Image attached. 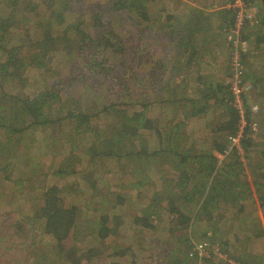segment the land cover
<instances>
[{
  "label": "trees",
  "instance_id": "trees-1",
  "mask_svg": "<svg viewBox=\"0 0 264 264\" xmlns=\"http://www.w3.org/2000/svg\"><path fill=\"white\" fill-rule=\"evenodd\" d=\"M88 1L71 0L70 5L78 12L77 5L87 6ZM157 1L92 0L96 12L92 18L78 17L79 24H87L97 34L95 41L89 40L101 57L96 56L97 64L89 69L77 63L84 57L87 32L73 23L64 24L65 17L58 20L38 12L25 22L19 15L21 0H0V162L6 156L5 146L18 143L21 147H14L15 157L8 152L9 161L0 169V187L4 191L10 184H21V179L16 182L18 178L10 179L4 172L11 164L18 167V158L24 165L31 157L25 167L29 177L21 175L30 189L19 188L23 195L18 196L36 206L30 207L31 217L42 220V237L49 238L45 245L49 251L34 264H140L132 247L111 242L118 240L119 230L128 222L131 228L155 237L156 243H171L168 254L156 248L150 254L152 240L142 241L138 252L149 259L148 264H196L192 248L203 242L217 246L227 260L238 264H264V250L252 251L253 245L264 242V82L258 71L257 80L252 79L255 71L251 70L256 65L259 71L264 68V0H250L256 9L238 34L239 41L254 45L250 57L242 54L246 63H242V83L250 78L262 100L256 113L251 108L244 112L247 124L253 120L251 114L257 118L255 137L247 128L240 142L246 167L253 170L250 177L257 200L244 179L240 148L232 149L223 165H218L215 155L224 154L227 138L236 134L241 118L230 91L231 57L220 73L211 63L217 42L237 36L232 0L214 2L218 10L213 13L189 6V10L175 9L173 15L163 10L161 26L153 21L157 12H150ZM125 10L152 23L162 34L156 44H164L166 50L165 56L148 57L142 63L143 74L137 80L130 78L128 69L130 57L138 56L139 61L141 56L133 48L127 50L124 42H115L102 20ZM64 90H75L78 99L63 95ZM58 145L63 152L56 158L53 151ZM67 152L81 162L80 170L74 162L68 163ZM109 172L119 179L128 175L130 180L122 186L111 184L120 193L111 202L102 194L99 208L92 210L98 220L82 222L77 204L67 202L65 189L67 196L92 199L102 193L107 184L103 175L108 177ZM139 175L143 180H137ZM76 177L86 184L83 190L70 189ZM145 187L152 192L149 201L141 204ZM132 190L136 192L133 200ZM29 192L33 194L27 197ZM123 205L136 208L131 221L126 213H112ZM13 221L16 230L23 229L19 217ZM75 235L100 243L111 241L99 252L94 246L75 250L67 246Z\"/></svg>",
  "mask_w": 264,
  "mask_h": 264
},
{
  "label": "rangeland",
  "instance_id": "rangeland-1",
  "mask_svg": "<svg viewBox=\"0 0 264 264\" xmlns=\"http://www.w3.org/2000/svg\"><path fill=\"white\" fill-rule=\"evenodd\" d=\"M97 1L105 3V1L107 0H97ZM218 1L220 2L224 0H218ZM218 1L217 0H158L156 6H154V9H152L150 12H153V13L157 12L158 14L157 18H155L157 21L156 20H153V21H155L156 24H160L161 26L162 25L161 22L164 20V17L166 15V13H162L163 10L169 13L167 15H173L174 10L177 8L182 9V10L187 8L189 10L190 6H194V8L201 9V11H204L206 13H213V11H216L217 7L212 6V4ZM178 3H183L186 6H181V4H178ZM70 4H71V0H21V3L19 5L20 9L19 8L18 9H19V15L26 20L25 22H28L29 20H31L29 16L32 17V16H37L38 13L39 14L44 13L46 16H52V17H55L56 19L58 18V20H63L65 17V19L63 20L65 21L64 24H67L69 22L73 23V26L75 28L77 27L87 32L88 35L84 38V43H85L84 57L78 58L77 63L82 68L87 67L90 69L91 66L97 64V61L95 59V57L97 56V47L95 45V48L92 49V42H90V40L95 41L96 39L95 35L97 34L92 33L91 27H87V24H84V25L79 24L78 17H85L84 19H88V18L91 19L93 14L96 12L92 9V0H89L88 4L86 3L87 6H85V4L83 6L82 4H78L77 7L80 9L78 12H77V8L74 9V5L73 4L70 5ZM252 4H253V11H254L256 9L255 4L254 3ZM253 11L250 12V14L248 13L246 16L249 15L250 17L253 14ZM66 12L68 13V15L69 14H73V15L67 16L65 15ZM102 20H103V23L107 24L108 28L112 30V32L114 33V36H112V38L115 42H121V43L124 42L127 45V50H131V48H133L135 51V54L141 56L139 61L136 58L138 56L130 57L131 64H129L130 68L128 70L131 73L129 76L130 78H133V80H137L139 78L138 74H143V70H142L143 64L142 63H147L148 57L153 60H156V59L161 58L162 56H165L166 50L164 49V44L162 45L161 43L159 45L156 44V40L162 39L161 38L162 34L158 30H156L155 27L152 26V23L146 22L143 20L141 21L139 17L133 15L128 10L114 14L112 17L106 20L105 19H102ZM121 21L126 22V24H122ZM146 25H149L151 29L148 30L146 28ZM24 26L26 27V23H24ZM161 32L164 33V30ZM73 36L74 34L71 37ZM230 38L232 39V42H229L228 40L229 37L222 38L221 43L217 42V46L214 49V52L212 55L213 58H211V63L215 67V69L216 68L218 69V71L219 69H223L220 66L221 64L220 62L222 63L224 62L225 65L227 66L229 57H231L232 54H234L235 52H238L240 54V57H241V54H243L244 57L246 56L247 58L250 57L251 54L253 53L252 51L253 46L251 44V41H250V44H247L242 41L240 42L239 36L238 37L234 36ZM8 43L10 42L8 41ZM227 45L230 48H227ZM98 56L101 57L100 55ZM252 60L253 58L251 59V61ZM242 63L246 64L243 61V59H242ZM251 70L255 71L252 79L257 80L259 76L258 77L256 76V71H257L256 66H254ZM136 71H139V73ZM170 73L171 72L169 71L167 73V76H169ZM261 73L263 74L261 81L264 82V72H261ZM25 79L29 81V76L26 74V72H25ZM247 79L248 80L246 81L245 86L249 88V92L248 94L243 95L246 98V102L242 98L243 96L240 99V104H242L243 106L242 108L244 112H245V109L249 111L251 107L253 106L257 107L259 106V102L260 104L262 102V100L256 96L258 91H255L254 88H252L251 79L250 78H247ZM117 80H120V79L118 78ZM145 82H148L147 78L145 79ZM152 83H156V82L153 81ZM124 86L126 87V84H124ZM261 88H264V84H262ZM262 91L264 90L262 89ZM62 94L65 96L72 95L73 97L78 99V95L75 90H70L69 92L64 90L62 91ZM202 117H205V115ZM250 117L253 119L254 122H258L257 118L253 117V114H251ZM195 128L197 129V127ZM251 137L254 138L255 137L254 134H252ZM17 146H19V149L21 148L18 143L10 144L8 147L5 146L7 152L4 153L6 154V156H5V159L3 160V163L0 162V169L3 166H6L4 165L6 161H9V158L7 156L9 151H12V155L14 154V157L17 155L16 149L14 150V147L17 148ZM52 148H55V147H52ZM62 152H63V149H61V147L58 145V147L55 148V150L53 151L54 153L53 156L58 158L59 156H61ZM240 153H239L240 162H242L243 166H245V171L247 174L246 178L244 179H246L248 182V188H249V191H251L250 194H252L253 197L255 196V200H257V195H258L256 191L257 188L254 187L252 183V178L250 177V174L253 172V170L246 167L247 161H246V157L244 156V152L241 150ZM67 155H68V152L65 155V158L70 160L68 163L73 164L74 162L77 166V170H80V168H82V164L81 162L77 163L73 160L75 159L73 157V152H70V154L68 156ZM227 156H224L222 160H219L218 165H223ZM30 160H31V157H30ZM30 160L29 158H27V160H25L24 165H21L22 159L18 158L16 160V162H18V167L17 165L15 166L10 163L13 167L12 166L7 167L6 171L4 172L10 179L18 178L16 182H18V180L21 179V184L17 183L16 186L14 184H10L7 187V189H5L4 191L0 187V264H34L35 260L37 259L39 260L38 256L41 255V253L46 254V252L49 251L46 248V246L49 244V238L45 236L43 238L41 234V230L43 227L42 220L36 219V217H31L32 214L29 211L31 210L30 207H33V209H35L36 206H33L31 201L28 199L20 200L19 198V196L23 195L21 194L22 190L18 191L19 188H22V187L26 188L22 192H26L28 190L27 188L30 189V187L25 183V181H23L24 178H21V175H23L26 178L29 177V174L27 173V169H25V167ZM54 164H55V161H54ZM54 164H53V167H55ZM47 169L48 168L46 167V170ZM103 176L104 178L105 177L107 178L106 179L107 184L102 186V193H99L100 195H97V194L92 195L93 196L92 199L86 200V197H82L81 195H78V194L75 197L67 196V190L65 189V192H66L65 198H67V202L71 205L77 204L78 210H79L78 213L80 217L79 220H81L82 222H87L88 220H91V221L98 220V216L94 214L92 210L99 208L100 199H101V196H103L102 194L104 195L106 194L105 196L108 198V202H111L112 200H114L115 194L120 193L119 188L115 187V185L112 188L113 185L111 184H116V182H119L122 186V184H125L126 182L130 180L128 175H123L124 178L119 179L118 177L115 176L114 173L111 174V172H109L108 177L105 175ZM80 178L76 177L70 182L71 184L70 189L74 188L76 190L79 188V190H83L86 187V184L85 183L83 184L80 181ZM137 180H143V176H140V175L137 176ZM33 182L35 183V179H33ZM66 187L68 186H64V188ZM127 191H128L127 189L124 190V192H127ZM151 192L152 190L149 191L148 187H145V189L140 192L143 198V200L140 201L141 204H144L149 201ZM131 193H133V196H131V200H133L136 192L132 190ZM31 194H33V192H29L26 196L30 197L29 195ZM37 200L38 201L42 200V195H39ZM85 204H88V208H85L84 210ZM105 211H106V208H105ZM136 211H137L136 208L133 206L131 208H128V207L125 208V206L123 205L122 207H118L117 209H115L114 212L112 213H116L120 216H123V214L126 213L128 217L127 220L131 221L134 218V216L137 215ZM86 212L88 215L85 217L84 213ZM18 217L21 219V223L23 225V229H21L20 231L16 230L17 224L13 221V220H16V218ZM37 220H39V222ZM83 225L84 227L86 226L84 223ZM94 226L95 225L93 224L91 229ZM119 233H120V237H118V240L115 238H112L111 240L113 241L111 240L110 241L114 242L115 244H119L120 246H123V247H127V246L132 247L131 249H133V253L139 256L138 261L140 262V264H148V260H149V259L146 260L144 256H141L140 255L141 253L138 252V248L141 245L142 241L144 243H149L152 240L151 242L152 247L150 246L151 247L150 254H153V252H155L153 248H156V250H160L163 254H168V250L171 248L170 246L171 243L169 242L165 244L156 243L154 241L155 237H152L151 235L147 234L145 231L137 227L131 228L129 226V222L128 224H126L119 230ZM240 238H243V235H240ZM97 241H98L97 239H92L88 236L81 238L75 235L74 237L69 238V240L67 241V246H73V249L75 250H80L81 247L83 248L85 246L87 248L94 246L96 250L99 252L98 249L102 248L105 243L109 242V245H110L109 240H107V242H104V243H100ZM249 243L250 242L247 241L246 245ZM256 243L258 244L260 242L258 241ZM214 247L218 248L215 245ZM214 247L212 246V248ZM256 247L259 250L260 249L264 250V242L260 245H253L252 246L253 252H254V248L256 249ZM214 250L216 251L215 248ZM220 255L221 257L226 256V255L223 256L224 255L223 253H221ZM249 255L251 254L249 253ZM219 258L213 255L211 259H209L208 261H202L200 262V264H224L222 258L221 259ZM46 259L47 258H45L44 261H46ZM44 261L42 260V263Z\"/></svg>",
  "mask_w": 264,
  "mask_h": 264
},
{
  "label": "built area",
  "instance_id": "built-area-1",
  "mask_svg": "<svg viewBox=\"0 0 264 264\" xmlns=\"http://www.w3.org/2000/svg\"><path fill=\"white\" fill-rule=\"evenodd\" d=\"M230 7L232 9H234L237 12L236 17V28L234 30L235 34H238L240 32V30L242 29L244 23L247 20H250L252 18V15L249 17L246 16L248 13L250 14V12L253 11V4L250 2V0H232V3L230 5ZM229 42H232V39L229 37ZM241 42V41H240ZM242 54L240 57V54L238 52H235L234 54H232L231 56V70L233 72V79L230 81V91L232 93V96L234 97V106L235 108L239 111L240 113V121H239V126H238V130L236 132L235 135H231L227 138V142L228 145L226 147V151L224 152V154H215L216 157L219 160H222V158H224V156H227L230 151L234 148L238 149L240 148V142L244 137V133L247 130V128H249V132L251 134H254L255 131H257V124L252 120V122H250V124H247V121L245 119V115H244V110H243V106L242 104H240V99L242 97V95H246L249 92V88H247L245 86V83H242L241 77L243 75V64H242ZM251 110L253 111V113L257 112V107L253 106L251 107ZM214 247V246H213ZM214 248L216 249V251L214 250ZM212 248L211 245H209L206 242L203 243H196L194 244V248H192V250L194 251V255L198 257V261L196 264H200V262H202L201 260H209L214 256H216L217 258L223 260L224 264H238L236 262H234L233 260H227L226 256L225 257H221V253L219 251L218 248L214 247ZM219 251V253H218ZM189 256L191 257L192 254L189 253Z\"/></svg>",
  "mask_w": 264,
  "mask_h": 264
},
{
  "label": "crops",
  "instance_id": "crops-1",
  "mask_svg": "<svg viewBox=\"0 0 264 264\" xmlns=\"http://www.w3.org/2000/svg\"><path fill=\"white\" fill-rule=\"evenodd\" d=\"M190 7H192V8H194V6H190ZM216 10H218V8L216 9ZM252 43H253V41H252ZM254 46V45H253ZM260 48L262 49L263 48V45L261 44V46H260ZM261 51V50H260ZM260 51H255L254 53H260ZM221 64H220V66L222 67V68H224V66H225V63L223 62H220ZM257 64V60H256V63H255V65ZM205 69H207V68H205ZM256 70L258 71V72H264V68L262 69V71H259V70H261V67L260 66H257L256 65Z\"/></svg>",
  "mask_w": 264,
  "mask_h": 264
}]
</instances>
